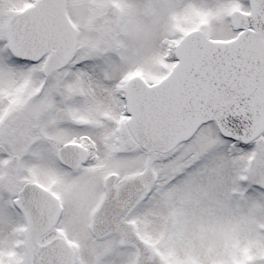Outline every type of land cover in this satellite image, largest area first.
I'll return each mask as SVG.
<instances>
[{
	"label": "snow or ice",
	"instance_id": "obj_1",
	"mask_svg": "<svg viewBox=\"0 0 264 264\" xmlns=\"http://www.w3.org/2000/svg\"><path fill=\"white\" fill-rule=\"evenodd\" d=\"M0 264H264V0H0Z\"/></svg>",
	"mask_w": 264,
	"mask_h": 264
}]
</instances>
